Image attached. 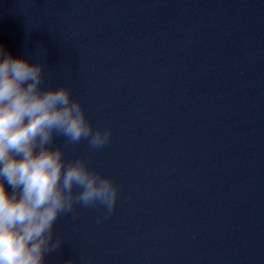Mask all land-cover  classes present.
<instances>
[{
    "label": "water",
    "instance_id": "water-1",
    "mask_svg": "<svg viewBox=\"0 0 264 264\" xmlns=\"http://www.w3.org/2000/svg\"><path fill=\"white\" fill-rule=\"evenodd\" d=\"M0 47L112 133L55 137L119 191L47 264H264V0H0Z\"/></svg>",
    "mask_w": 264,
    "mask_h": 264
},
{
    "label": "clouds",
    "instance_id": "clouds-1",
    "mask_svg": "<svg viewBox=\"0 0 264 264\" xmlns=\"http://www.w3.org/2000/svg\"><path fill=\"white\" fill-rule=\"evenodd\" d=\"M43 73V63L0 47V264H47L63 243L54 233L61 214L79 204L110 215L118 198L111 177L90 169L84 157L66 161L64 149L53 146L61 135L68 144L86 140L100 149L112 133L94 128L69 88H42Z\"/></svg>",
    "mask_w": 264,
    "mask_h": 264
}]
</instances>
